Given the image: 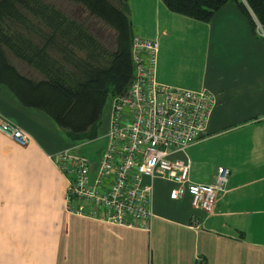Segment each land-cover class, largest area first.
I'll use <instances>...</instances> for the list:
<instances>
[{
  "label": "crops",
  "instance_id": "crops-1",
  "mask_svg": "<svg viewBox=\"0 0 264 264\" xmlns=\"http://www.w3.org/2000/svg\"><path fill=\"white\" fill-rule=\"evenodd\" d=\"M126 6L135 34L159 43L156 78L215 95L204 135L174 156L189 159L197 182L212 181L220 165L229 168L226 189L203 212L187 193L170 196L173 181L155 177L150 230L69 212L65 177L52 154L75 142L47 113L0 84V116L29 135L20 144L0 130V264H264L262 25L235 2L221 5L209 21L178 15L162 0ZM174 21L186 31L179 39Z\"/></svg>",
  "mask_w": 264,
  "mask_h": 264
},
{
  "label": "built area",
  "instance_id": "built-area-1",
  "mask_svg": "<svg viewBox=\"0 0 264 264\" xmlns=\"http://www.w3.org/2000/svg\"><path fill=\"white\" fill-rule=\"evenodd\" d=\"M159 43L134 35V73L127 90L109 97L105 144L92 163L73 146L60 149L52 159L65 177V209L90 218L150 230L154 216L155 177L175 183L170 196L188 194L192 207L210 212L226 189L229 168L217 167L210 182L193 181L185 151L205 133L215 95L161 82L156 78ZM0 130L25 144L28 133L0 116ZM89 141L82 140L81 143Z\"/></svg>",
  "mask_w": 264,
  "mask_h": 264
},
{
  "label": "trees",
  "instance_id": "trees-1",
  "mask_svg": "<svg viewBox=\"0 0 264 264\" xmlns=\"http://www.w3.org/2000/svg\"><path fill=\"white\" fill-rule=\"evenodd\" d=\"M71 1L85 8V17L71 16L49 0H0V84L23 105L47 113L73 143H81L98 137L106 101L131 83L136 34L127 0ZM162 1L169 10L201 21L235 2L252 24L255 17L264 29V0ZM91 15L114 30L112 47L93 30ZM9 53L37 76L21 72Z\"/></svg>",
  "mask_w": 264,
  "mask_h": 264
},
{
  "label": "rangeland",
  "instance_id": "rangeland-1",
  "mask_svg": "<svg viewBox=\"0 0 264 264\" xmlns=\"http://www.w3.org/2000/svg\"><path fill=\"white\" fill-rule=\"evenodd\" d=\"M69 3L70 4H68V1L62 2V3L60 1L58 4L62 8H64V10L67 11V13L70 14L71 16L73 15L74 17H80V18L85 17V15H86L85 8L80 10L81 7L78 8V6L75 4H72L71 1H69ZM178 15H182V14H178ZM91 17H92V20L91 21L89 20V21L91 22L93 30L100 32L102 40L108 46L112 47L113 43H114V39H113L114 30L109 25H106V23L103 22L99 17H95L93 15H91ZM172 25L174 27L175 26L178 27L177 28L178 33L175 32V34H176L175 38L176 39H179L181 37L180 36L181 34L186 33V31L183 32L182 25L178 26L177 22L174 21L172 23ZM171 30H172V28H171ZM171 30L169 28L168 32L170 33ZM9 55H11V54L9 53ZM20 62L24 66V63L22 61H20ZM23 66L20 65L19 69L22 72H28V71H26V67H23ZM109 111H110V100L108 98V100L106 101L105 107L103 109V113H102L101 126L99 129L100 130L99 136L94 138V139H91L89 141H85L83 143L73 144V150L78 152V153H83L84 155H86L92 163L97 162L99 152L102 150V148H101L102 143L104 142V140L106 141V138L104 137V132L107 129ZM104 144H105V142H104Z\"/></svg>",
  "mask_w": 264,
  "mask_h": 264
}]
</instances>
